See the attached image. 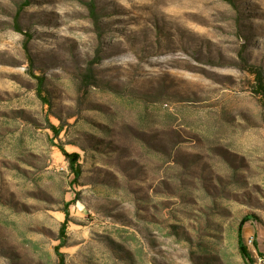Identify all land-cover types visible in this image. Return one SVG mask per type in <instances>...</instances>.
<instances>
[{
	"label": "rangeland",
	"instance_id": "1",
	"mask_svg": "<svg viewBox=\"0 0 264 264\" xmlns=\"http://www.w3.org/2000/svg\"><path fill=\"white\" fill-rule=\"evenodd\" d=\"M257 74L264 0H0V264H255Z\"/></svg>",
	"mask_w": 264,
	"mask_h": 264
},
{
	"label": "trees",
	"instance_id": "2",
	"mask_svg": "<svg viewBox=\"0 0 264 264\" xmlns=\"http://www.w3.org/2000/svg\"><path fill=\"white\" fill-rule=\"evenodd\" d=\"M91 9L93 10V7H91ZM261 79H262L261 76L259 74H257L258 85L260 86L261 90H264V84L262 83ZM39 80H41L40 77H39ZM40 83H42V81H40ZM51 127L55 130V133L58 132V128H56L55 126H52V125H51ZM59 147L62 150L64 156L68 159L69 167H70V169L74 175V178L77 177L80 170H79L78 165L76 164V153H68L67 151H65L62 148V146H59ZM67 213H68V211H67V207H66L65 208V216H67ZM250 219H251V217L249 215L242 216L240 219V222L238 224V231H237V242H238L239 251L242 254V256L247 258V259H249V252H248L247 247L243 241L242 226L245 222L249 221ZM65 224H66V220H64L62 222L61 227H60L61 236H63L65 233Z\"/></svg>",
	"mask_w": 264,
	"mask_h": 264
},
{
	"label": "built area",
	"instance_id": "3",
	"mask_svg": "<svg viewBox=\"0 0 264 264\" xmlns=\"http://www.w3.org/2000/svg\"><path fill=\"white\" fill-rule=\"evenodd\" d=\"M252 239H248V241H251ZM255 264H264V255H260V256H257L255 262Z\"/></svg>",
	"mask_w": 264,
	"mask_h": 264
}]
</instances>
